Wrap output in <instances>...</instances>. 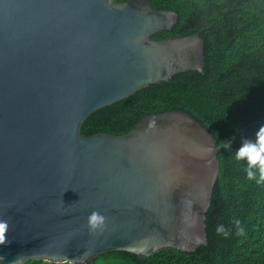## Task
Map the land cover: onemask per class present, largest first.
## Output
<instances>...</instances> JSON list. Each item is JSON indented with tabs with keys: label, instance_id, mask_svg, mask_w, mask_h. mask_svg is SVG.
<instances>
[{
	"label": "water",
	"instance_id": "water-1",
	"mask_svg": "<svg viewBox=\"0 0 264 264\" xmlns=\"http://www.w3.org/2000/svg\"><path fill=\"white\" fill-rule=\"evenodd\" d=\"M177 17L148 0H0L1 263L90 264L207 243L225 144L199 121L172 110L124 134L79 132L89 113L143 86L202 72L199 32L151 38Z\"/></svg>",
	"mask_w": 264,
	"mask_h": 264
},
{
	"label": "trees",
	"instance_id": "trees-1",
	"mask_svg": "<svg viewBox=\"0 0 264 264\" xmlns=\"http://www.w3.org/2000/svg\"><path fill=\"white\" fill-rule=\"evenodd\" d=\"M148 1L153 9L178 15L171 28L151 38L199 32L204 40L202 72L174 73L92 111L82 121L80 134H124L145 115L175 110L199 121L218 146L232 143L217 154L205 245L191 251L168 246L144 257L124 250L103 255L115 257L118 264H264V183L249 180L246 161L235 159L242 138L255 141L264 125V0ZM236 220L244 228L242 234ZM221 225L224 231L218 232ZM22 264L72 263L28 259Z\"/></svg>",
	"mask_w": 264,
	"mask_h": 264
},
{
	"label": "clouds",
	"instance_id": "clouds-1",
	"mask_svg": "<svg viewBox=\"0 0 264 264\" xmlns=\"http://www.w3.org/2000/svg\"><path fill=\"white\" fill-rule=\"evenodd\" d=\"M232 140H228L225 144L226 148L231 147ZM235 159L238 161H246V173L249 180H255L257 183H264V125L256 132V139L242 138L240 146L235 150ZM104 217L102 214L93 212L89 216V222L92 227H96L97 223H102ZM238 234L244 232L239 220L235 221ZM9 227L7 220H0V230H7ZM218 232L224 231L223 226H219Z\"/></svg>",
	"mask_w": 264,
	"mask_h": 264
},
{
	"label": "rangeland",
	"instance_id": "rangeland-1",
	"mask_svg": "<svg viewBox=\"0 0 264 264\" xmlns=\"http://www.w3.org/2000/svg\"><path fill=\"white\" fill-rule=\"evenodd\" d=\"M117 260L115 259V257H112L111 255L101 254L98 257H96L93 261L94 264H118L119 260L118 261ZM92 262L90 264H92Z\"/></svg>",
	"mask_w": 264,
	"mask_h": 264
}]
</instances>
